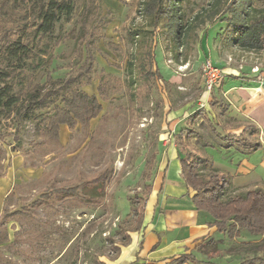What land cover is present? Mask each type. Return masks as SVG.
Listing matches in <instances>:
<instances>
[{"label": "rangeland", "instance_id": "374dc122", "mask_svg": "<svg viewBox=\"0 0 264 264\" xmlns=\"http://www.w3.org/2000/svg\"><path fill=\"white\" fill-rule=\"evenodd\" d=\"M139 1L97 2L96 12L110 21L96 28L101 38L95 63L89 81L80 86L95 95L102 106L88 127L77 124L69 129L62 125L58 142L45 139L40 114L52 113V107L32 113L20 123L13 117L0 121V216L28 206L49 187L91 179L108 167L113 170L105 197L97 205L64 199L41 205L29 215H6L0 220V264H111L122 248L126 230L140 227L144 210L153 202L161 176L158 160L169 148L173 131L184 126L185 117L199 108L208 111L220 131L243 134L245 140L259 142L260 149L249 151L236 141L227 148L205 121L197 122L194 127L198 135L191 138V148L212 164L203 168L198 163V168L230 176L224 198L252 188L264 191V114L255 107H231L222 88L224 79L207 92L201 77L202 63L210 59L220 69L227 68L224 78L229 74L226 81L236 80L237 88L253 82L264 90V51L224 49L220 43L201 39L179 68L172 60L167 62L163 36L157 35L155 62L169 85L164 87L156 80L157 89L152 88L146 96L140 81L131 83L127 70L139 46L131 41L129 32L145 26L137 12ZM209 1L183 0L182 7L187 17H192ZM255 5L264 7V0H257ZM83 6V0H76V10ZM72 28V23L62 22L54 32V40L60 43L53 47L54 58L48 69L55 80L70 75L81 60L75 42L65 37ZM3 67L0 59V69ZM45 76L46 69L37 73L27 70L15 79V91L22 96L29 86L44 82ZM246 92L252 94L254 90ZM212 97L222 105L210 107ZM116 229L118 233H114ZM113 233L112 242L104 239ZM215 235L222 239L220 256L212 259L214 264H238L246 257L264 255L227 252L241 242L258 241L257 235L245 232L234 240L221 233Z\"/></svg>", "mask_w": 264, "mask_h": 264}, {"label": "trees", "instance_id": "16d2710c", "mask_svg": "<svg viewBox=\"0 0 264 264\" xmlns=\"http://www.w3.org/2000/svg\"><path fill=\"white\" fill-rule=\"evenodd\" d=\"M83 1L84 6L76 10V0H0V59L4 63L0 69V121L13 117L20 123L30 114L52 107V113L40 114L44 123L41 135L58 142L60 126L73 129L80 124L88 127L90 120L101 112L97 97L87 94L80 86L89 81V73L95 63L97 42L101 38L96 28L105 27L110 20L96 12L98 0ZM256 1L210 0L192 17H187L182 7L183 0H140L137 12L145 20V26L129 32L131 41L139 45L127 63L131 83L134 79L140 81L146 96L152 93V88L157 89L156 80L164 87L169 85L155 62L157 35L163 36V52L167 59L179 66L187 62L189 52L201 39L220 43L224 49L264 51V7L256 6ZM62 22L72 23L73 28L65 37L75 42L81 60L70 75L55 80L48 68L54 58L53 47L60 43L59 39L54 40V32ZM44 69V82L29 86L22 96L15 91V79L19 74L27 70L37 73ZM134 72L138 74L136 77ZM252 83L241 86L251 87ZM219 104L222 105L214 97L209 101L210 107ZM225 107L223 105V109ZM203 121L227 148L236 141L249 151L260 149L259 142L251 143L243 138V134L220 131L206 109H196L185 117V125L173 132L182 184L187 190L195 191L191 202L197 211L212 218L210 226L215 228V232L228 240L239 238L245 232L260 237L256 242H241L227 249L229 255L264 252V191L252 188L224 198L230 176L203 172L197 164L208 168L211 161L191 148V138L198 135L194 125ZM112 175L113 170L108 167L91 179L82 178L72 185L49 187L38 200L22 206L19 211L3 212L0 220L6 215H29L41 205L64 199L97 205L105 197ZM118 226L123 231L124 227ZM116 232L119 231L116 229ZM114 233L104 239L112 242ZM220 239L210 235L195 246L196 251L211 260L205 264H214L212 259L220 256ZM128 241L129 236L125 232L123 245ZM195 260L193 254L185 253L167 264H185ZM238 264H264V255L246 257Z\"/></svg>", "mask_w": 264, "mask_h": 264}, {"label": "crops", "instance_id": "0c3cea01", "mask_svg": "<svg viewBox=\"0 0 264 264\" xmlns=\"http://www.w3.org/2000/svg\"><path fill=\"white\" fill-rule=\"evenodd\" d=\"M225 70L227 68L223 69ZM227 76L229 77V74H226V85L222 88L229 105L233 108L240 105L255 107L256 112L264 114V90L260 85L237 88L236 80L226 81ZM248 90L254 92L247 94ZM249 115L251 116V113ZM158 161L161 176L153 202L150 208L148 204L147 210H144L140 227L127 232L129 241L126 245L121 244L122 248L119 247L111 264H167L171 259L185 253L194 255V263L211 262L204 259V255L196 251L195 246L207 236L216 238L215 228L210 226L212 218L201 214L202 212L193 206L191 198L195 191L187 190L182 184L173 133L169 148L163 151Z\"/></svg>", "mask_w": 264, "mask_h": 264}, {"label": "built area", "instance_id": "2783aa9c", "mask_svg": "<svg viewBox=\"0 0 264 264\" xmlns=\"http://www.w3.org/2000/svg\"><path fill=\"white\" fill-rule=\"evenodd\" d=\"M179 68L182 66L178 65ZM224 71L213 64L210 59L203 61L201 66V77L205 91L211 92L219 86L224 79Z\"/></svg>", "mask_w": 264, "mask_h": 264}]
</instances>
